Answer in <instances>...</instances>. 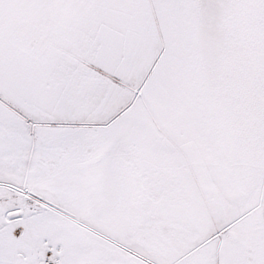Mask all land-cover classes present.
<instances>
[{
  "label": "snow or ice",
  "instance_id": "1",
  "mask_svg": "<svg viewBox=\"0 0 264 264\" xmlns=\"http://www.w3.org/2000/svg\"><path fill=\"white\" fill-rule=\"evenodd\" d=\"M0 264H264V0H0Z\"/></svg>",
  "mask_w": 264,
  "mask_h": 264
}]
</instances>
